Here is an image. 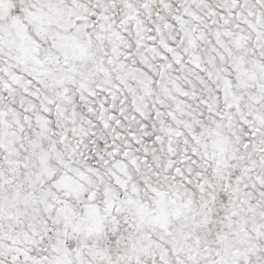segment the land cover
<instances>
[{"label":"snow or ice","instance_id":"1","mask_svg":"<svg viewBox=\"0 0 264 264\" xmlns=\"http://www.w3.org/2000/svg\"><path fill=\"white\" fill-rule=\"evenodd\" d=\"M0 264H264V0H0Z\"/></svg>","mask_w":264,"mask_h":264}]
</instances>
